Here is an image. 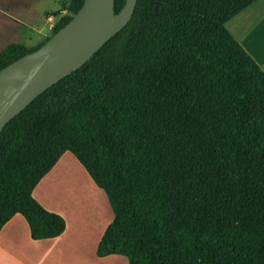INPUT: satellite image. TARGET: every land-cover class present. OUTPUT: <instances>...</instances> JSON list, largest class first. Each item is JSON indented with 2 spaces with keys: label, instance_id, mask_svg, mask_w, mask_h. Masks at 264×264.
I'll return each instance as SVG.
<instances>
[{
  "label": "flooded vegetation",
  "instance_id": "af4514ba",
  "mask_svg": "<svg viewBox=\"0 0 264 264\" xmlns=\"http://www.w3.org/2000/svg\"><path fill=\"white\" fill-rule=\"evenodd\" d=\"M113 1L118 15L125 0ZM25 5L30 30L16 51L50 44L59 60L84 61L5 123L0 221L39 220L25 176L34 161L62 151L88 164L115 243L147 264H171L176 247L146 186L156 159L147 125L168 108L210 96L229 112L237 143L254 144L264 126V0H136L125 19L112 18L109 0H58L53 12L47 0Z\"/></svg>",
  "mask_w": 264,
  "mask_h": 264
},
{
  "label": "trees",
  "instance_id": "16d2710c",
  "mask_svg": "<svg viewBox=\"0 0 264 264\" xmlns=\"http://www.w3.org/2000/svg\"><path fill=\"white\" fill-rule=\"evenodd\" d=\"M146 136L156 155L146 186L161 228L182 242L207 246L185 253L183 264H264V126L254 153L241 152L227 109L201 95L155 115ZM62 155L59 151L34 161L25 176V193L39 217L27 223L32 239L54 238L65 230V219L31 196ZM76 159L94 180L88 164ZM6 222L0 221V230ZM112 254L125 256L128 264H147L134 249L115 243L110 223L96 255Z\"/></svg>",
  "mask_w": 264,
  "mask_h": 264
},
{
  "label": "water",
  "instance_id": "95a60500",
  "mask_svg": "<svg viewBox=\"0 0 264 264\" xmlns=\"http://www.w3.org/2000/svg\"><path fill=\"white\" fill-rule=\"evenodd\" d=\"M95 1L97 3L99 0ZM57 2L47 0L50 11L57 9ZM109 2L112 18L119 19L122 14L125 19L130 18L136 0H125L118 15L113 14L114 1ZM25 9V0H0V134L8 128L4 126L12 114L18 117L20 111H24L31 100L55 82L66 69H73L84 61L59 60L56 47L54 49L50 44L31 52L29 47L16 51L15 46H26L27 32L30 30ZM99 34L101 32L96 28V41ZM242 34L248 39L249 32L242 31ZM258 61L264 69V60ZM17 220L28 223L25 218Z\"/></svg>",
  "mask_w": 264,
  "mask_h": 264
},
{
  "label": "crops",
  "instance_id": "0c3cea01",
  "mask_svg": "<svg viewBox=\"0 0 264 264\" xmlns=\"http://www.w3.org/2000/svg\"><path fill=\"white\" fill-rule=\"evenodd\" d=\"M69 157L80 164L76 157L63 154L31 194L44 209L65 219V230L57 237L36 240L31 238L27 224L7 221L0 230V264L4 259L13 264H128L127 258L120 254L105 257L96 255L97 244L110 224V218L99 187L81 164V171L85 176L88 175V182L96 199L91 204L92 214L88 218L81 219L82 215L77 213L73 218L59 208L53 209L51 200L44 195V190L49 185L47 183L61 166L63 159Z\"/></svg>",
  "mask_w": 264,
  "mask_h": 264
},
{
  "label": "rangeland",
  "instance_id": "374dc122",
  "mask_svg": "<svg viewBox=\"0 0 264 264\" xmlns=\"http://www.w3.org/2000/svg\"><path fill=\"white\" fill-rule=\"evenodd\" d=\"M237 148L241 152L254 153L253 143H251V146L245 147V143L241 141L237 143ZM62 162L61 166L57 168L56 173L47 183L49 185L45 188L44 195L51 200L50 203L54 205L51 206L53 209L59 208L73 218H75V213H77V215H82L81 219H86L92 214L91 204L96 200L88 182V175L86 174L87 177L85 176L83 171H81L82 167L80 164L78 165V162L75 159L69 157L63 159ZM76 169H80V172ZM69 183H71V185H69ZM73 183H76L75 186ZM35 208L37 209V206H35ZM38 213L40 212L38 211ZM10 221L19 225L22 224V222L17 219H11ZM166 238L170 239L176 247L174 249L173 258L170 260L171 264H183L182 258L185 253L207 247L205 244L182 242L169 235H166ZM179 248L185 249L180 250ZM1 264L13 263L4 259Z\"/></svg>",
  "mask_w": 264,
  "mask_h": 264
},
{
  "label": "bare ground",
  "instance_id": "6f19581e",
  "mask_svg": "<svg viewBox=\"0 0 264 264\" xmlns=\"http://www.w3.org/2000/svg\"><path fill=\"white\" fill-rule=\"evenodd\" d=\"M74 165V164H73ZM77 166V165H76ZM71 167V166H70ZM76 170H79L80 172V169H76ZM76 183H73V185L75 186ZM78 184V183H77ZM69 185H71V183H69ZM79 185V184H78Z\"/></svg>",
  "mask_w": 264,
  "mask_h": 264
}]
</instances>
